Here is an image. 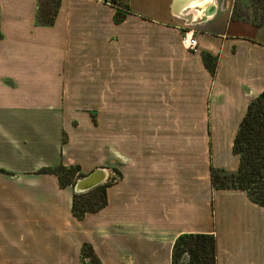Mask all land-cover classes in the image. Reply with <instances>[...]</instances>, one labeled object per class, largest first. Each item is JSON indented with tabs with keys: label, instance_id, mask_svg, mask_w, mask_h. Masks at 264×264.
Returning <instances> with one entry per match:
<instances>
[{
	"label": "crops",
	"instance_id": "0c3cea01",
	"mask_svg": "<svg viewBox=\"0 0 264 264\" xmlns=\"http://www.w3.org/2000/svg\"><path fill=\"white\" fill-rule=\"evenodd\" d=\"M106 1L61 0L45 26L40 0H0V264H83L85 243L102 264H171L185 234H213L217 264H264V208L211 180L239 168L264 28L232 21L234 0H201L205 20L176 0H128L120 24ZM88 137L101 148L84 163L70 149ZM60 164L118 170L108 206L75 219L73 189L38 174Z\"/></svg>",
	"mask_w": 264,
	"mask_h": 264
},
{
	"label": "trees",
	"instance_id": "16d2710c",
	"mask_svg": "<svg viewBox=\"0 0 264 264\" xmlns=\"http://www.w3.org/2000/svg\"><path fill=\"white\" fill-rule=\"evenodd\" d=\"M40 0V24L53 26L59 12L61 0H51L53 4L43 3ZM121 6L118 0L109 2L116 9L114 20L117 24L123 23L127 15L131 14L128 0ZM253 4H261L252 17L243 13L234 5L231 20L245 22L253 26L264 28V0H252ZM3 35L0 30V39ZM206 68L212 76L216 74V60L203 54ZM233 153L240 158L239 168L236 173L211 168V180L214 189L245 192L249 200L255 205L264 208V92L255 98L248 106L246 116L240 124L239 131L234 140ZM121 178L118 170H114ZM0 174H7L0 169ZM38 174L53 175L58 178L61 189L73 188L79 179L86 177L80 165L65 166L60 164L53 168H43ZM82 193L73 194L72 215L81 221L87 214L98 213L108 206V189L113 186L115 179ZM83 264H102L95 256L91 245L85 243L82 247ZM171 264H217V243L213 234H185L177 238L171 255Z\"/></svg>",
	"mask_w": 264,
	"mask_h": 264
},
{
	"label": "rangeland",
	"instance_id": "374dc122",
	"mask_svg": "<svg viewBox=\"0 0 264 264\" xmlns=\"http://www.w3.org/2000/svg\"><path fill=\"white\" fill-rule=\"evenodd\" d=\"M108 1L111 2L112 0H108ZM118 2H119L118 4H120L121 6L126 4L125 0H118ZM251 2H252V0H234L233 3H232V8L231 9L234 8V5H237V7L240 8V10H242V12L247 14V16H249V17H252L253 14H255V12L257 10L259 12L263 13L262 12L263 10H261L262 3L258 5V3L257 4H253ZM47 3L54 5V3L51 0H46L43 4L46 5ZM205 6L206 5H201V6L200 5H196V6H193V7L192 6H188V7L195 8V9H193V11L195 13L193 19H202L203 18V16H204L203 11H204ZM196 10H199V12L196 13ZM186 35H188V34H186ZM84 100H86V99H84ZM89 101H91V100H89ZM82 131L85 134H89L86 129H83ZM79 134H80V132H78V134L77 133L75 134V137H76L77 141H79L78 140V135ZM66 140L67 139L65 137V141ZM86 144L87 145H82L81 143H77L76 142V144H73V146L71 147L70 154L73 155L74 157H77L79 159V161H82L84 163H89L90 161L93 160V158L97 157L96 153H98L100 151L101 147H100L99 143H97L95 141L92 142L90 137H88L86 139ZM239 163H240V161H239ZM117 178H118V176L115 175V173L111 169H109L107 171V179H109L111 181L112 179L117 180Z\"/></svg>",
	"mask_w": 264,
	"mask_h": 264
},
{
	"label": "water",
	"instance_id": "95a60500",
	"mask_svg": "<svg viewBox=\"0 0 264 264\" xmlns=\"http://www.w3.org/2000/svg\"><path fill=\"white\" fill-rule=\"evenodd\" d=\"M175 7L176 9L181 8H186L188 7V3L185 0H176L175 1ZM208 16V12H204V16L202 20H205ZM107 171L108 169H97L94 172L90 173L86 177L79 179L75 186L73 187V191L75 194H82L86 193L95 187L102 185L103 183H106L109 179H107Z\"/></svg>",
	"mask_w": 264,
	"mask_h": 264
},
{
	"label": "built area",
	"instance_id": "2783aa9c",
	"mask_svg": "<svg viewBox=\"0 0 264 264\" xmlns=\"http://www.w3.org/2000/svg\"><path fill=\"white\" fill-rule=\"evenodd\" d=\"M183 45L189 50H196L198 43L193 37H188V35H184Z\"/></svg>",
	"mask_w": 264,
	"mask_h": 264
},
{
	"label": "bare ground",
	"instance_id": "6f19581e",
	"mask_svg": "<svg viewBox=\"0 0 264 264\" xmlns=\"http://www.w3.org/2000/svg\"><path fill=\"white\" fill-rule=\"evenodd\" d=\"M185 1H187V3H188L189 6H194V4L195 5L196 4H200V6H201V4L203 5V3L206 2V1L203 2L201 0L200 1H197V0H185ZM214 12H215L214 11V8L211 7L210 10L208 11V15H212ZM188 37H190V36L188 35Z\"/></svg>",
	"mask_w": 264,
	"mask_h": 264
}]
</instances>
